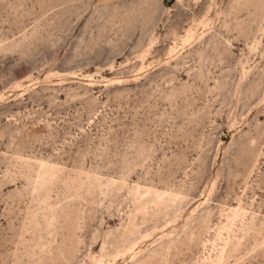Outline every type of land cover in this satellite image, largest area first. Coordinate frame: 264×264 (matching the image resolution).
<instances>
[{"label":"rangeland","instance_id":"1","mask_svg":"<svg viewBox=\"0 0 264 264\" xmlns=\"http://www.w3.org/2000/svg\"><path fill=\"white\" fill-rule=\"evenodd\" d=\"M0 264H264V0H0Z\"/></svg>","mask_w":264,"mask_h":264}]
</instances>
